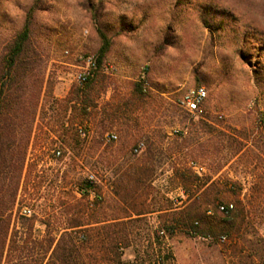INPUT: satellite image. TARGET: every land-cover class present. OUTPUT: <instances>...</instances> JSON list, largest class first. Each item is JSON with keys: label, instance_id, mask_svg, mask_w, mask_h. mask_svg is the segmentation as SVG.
<instances>
[{"label": "rangeland", "instance_id": "1", "mask_svg": "<svg viewBox=\"0 0 264 264\" xmlns=\"http://www.w3.org/2000/svg\"><path fill=\"white\" fill-rule=\"evenodd\" d=\"M28 16L11 130L16 143L28 134L26 153L4 169L21 171L9 227L19 244L30 236L20 264H37L54 237L47 260L65 230L70 264H92L86 229L103 238L96 264H264V0H0V67ZM103 35L108 50L80 84ZM195 85L208 96L190 114L177 99ZM196 196L212 217L199 235L170 221ZM217 202L233 205L227 221Z\"/></svg>", "mask_w": 264, "mask_h": 264}, {"label": "trees", "instance_id": "2", "mask_svg": "<svg viewBox=\"0 0 264 264\" xmlns=\"http://www.w3.org/2000/svg\"><path fill=\"white\" fill-rule=\"evenodd\" d=\"M108 47L109 40L105 35H103V42L98 50V56L95 59L96 66L100 65L102 58L105 56V53L108 50ZM30 64V18L28 16L21 30L11 41L2 58V66L0 67V264H9L10 262H12L11 264H20V262L27 260V256H24L22 252L24 251L25 245L30 242V236H28L23 238L22 244H19L21 238L17 236L16 231L9 234L10 220L13 215L21 171L19 169L17 173L11 172L9 175L4 174V169L10 164L13 166L17 165L18 168L20 163L22 164L26 153L25 147L28 134L25 135L23 140L21 139L18 141V143H16V138L14 136L15 134L11 132V130L13 128L12 123L15 118L14 106L19 102L21 97V94L18 93V79L21 80L25 76L22 73H20L19 76V67H22L24 69L23 72L25 73L30 69ZM33 104L34 103L31 104V110H28L29 119L32 117L31 115L34 110H32V107H34ZM17 146H19V149ZM15 148L18 150L17 153H14L16 150ZM181 177L190 178V174L181 173ZM6 179L8 180V185L4 187L2 182L4 183ZM95 184L96 181L94 178H87L85 182L81 184L79 189L82 193L86 194L95 188ZM215 200H217V198ZM215 200H213V203ZM201 206L202 204L199 200V196H196L194 200V207H191L190 205L188 207V211H184L182 214L174 216L170 221L175 224H182L194 235L205 233V228H211V220H208V218L212 217H207L204 215V211H206V209L204 211L202 210L197 212L198 210H201ZM232 207L233 205L231 203L219 204L217 202L214 206V209H217V211L225 216L223 221H227L230 217ZM192 209L194 211H192ZM21 218L23 220H30L25 216H21ZM215 221L218 220L215 219ZM70 224H68L69 226L65 227V229L81 225L79 222H73ZM221 227H224V225H221ZM30 228L31 225H29V228L27 229L30 230ZM166 229H168L167 226ZM89 230L91 229H86L85 233L80 236V245L83 249L90 250L89 256L91 258L92 264H96L97 262L101 261L103 257L102 254H100V246L103 245V238H99V232L90 233ZM63 233L64 234H61V236L57 239V242L51 250L49 257L45 261L44 258L48 251H50L55 238L50 237L42 240V242H39L40 246H42V244L45 246V249L42 250L43 253L40 252L41 254L38 256H41L39 258H35V260H37V264L72 263L71 255L74 254L73 252L77 247L70 237L67 243H65L63 236L67 235L66 230ZM125 239L126 237L123 236L118 239L116 237L110 238L108 242L109 249L107 252V259L120 263V254L116 249L118 248L120 241ZM23 243L26 244L23 245ZM40 246L39 248L41 250L42 248Z\"/></svg>", "mask_w": 264, "mask_h": 264}, {"label": "built area", "instance_id": "3", "mask_svg": "<svg viewBox=\"0 0 264 264\" xmlns=\"http://www.w3.org/2000/svg\"><path fill=\"white\" fill-rule=\"evenodd\" d=\"M83 65L80 66L79 71L76 74V80L78 83L83 84L87 82L94 73L96 68V60L93 56H86L82 58ZM208 96L207 89L203 85H195L185 89L177 99L178 106L185 112L190 114H196L200 111L206 98ZM117 135L110 133L106 135L107 140H115ZM137 148H135V151ZM60 154V151L56 152ZM93 175H89L88 179H93ZM231 207V205H230ZM222 208V207H221ZM220 240H225V236H220Z\"/></svg>", "mask_w": 264, "mask_h": 264}]
</instances>
